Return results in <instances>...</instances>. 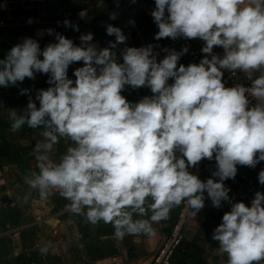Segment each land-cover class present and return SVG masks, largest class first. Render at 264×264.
I'll list each match as a JSON object with an SVG mask.
<instances>
[{"label": "clouds", "instance_id": "9594fccd", "mask_svg": "<svg viewBox=\"0 0 264 264\" xmlns=\"http://www.w3.org/2000/svg\"><path fill=\"white\" fill-rule=\"evenodd\" d=\"M151 15L159 29L155 39L199 38L208 55L178 67L186 47L165 50L158 62L148 45L126 47L118 63L113 49L126 36L108 25L115 42L103 49L91 43V33L81 35L80 46L57 33V42L43 50L26 37L0 60V87L49 74L51 86L35 98L39 107L29 99L22 113L8 110L13 131L27 125L42 137L32 152L38 171L25 183L41 201L58 191L68 211L92 225L111 224L118 240L154 236L153 224L182 203L195 216L205 206V192L221 207L229 201L224 181L235 178L237 165L254 168L264 161V0H155ZM215 46L224 49L223 57L212 54ZM81 61L75 81L69 79V66ZM223 70H242L250 79L255 71L261 75L250 88H229ZM126 85L148 87L153 95L131 103L121 94ZM246 93L257 99L255 107L249 108ZM61 139L69 144L56 160L52 153ZM213 158L218 180L202 181L189 171ZM258 180L264 185V170ZM212 239L227 264L264 260V193H255L251 207L233 203ZM48 250L46 244L40 252Z\"/></svg>", "mask_w": 264, "mask_h": 264}, {"label": "crops", "instance_id": "0c3cea01", "mask_svg": "<svg viewBox=\"0 0 264 264\" xmlns=\"http://www.w3.org/2000/svg\"><path fill=\"white\" fill-rule=\"evenodd\" d=\"M155 9V0H49V8L40 12L38 17L24 18L12 17L7 8L0 9V60L5 59L13 46L22 43L23 39L30 37L36 40L41 50L48 44L56 43V34L64 21L70 22L67 28V38L76 46L81 40L72 39V30L75 23L96 16L116 15V22L112 24L122 30L126 36L124 43L117 44L113 49L124 50L126 47H138L141 40L153 46L157 61L162 60L168 52L175 50L181 52L176 40L171 38L155 39L159 31L151 15ZM134 21V23H131ZM141 27L143 34L139 31ZM52 34H48V30ZM115 42V36H109L106 29L93 34L92 44L97 49L110 46ZM220 47V46H216ZM42 59V57H41ZM194 63L188 51L183 53L178 61L187 66ZM80 68L79 62L72 63L68 68V78L75 80L74 71ZM264 71V70H262ZM261 74V71H256ZM49 74L35 73L34 79L25 78L16 85L0 87V208L14 207L21 212L22 222L29 227L24 233H15L10 239L12 247L4 254L0 251V264H109V259L117 257L121 264H149L155 251L158 249L164 236L170 234L177 223L183 203L174 207L167 220L153 224L155 235H127L123 240L114 236V228L103 221L96 225L87 223L82 216L72 214L66 209L69 203L62 198L58 191L46 201L39 199L37 190L31 189L25 183V177L36 169V160L32 155L35 144L42 139L39 129L29 128L27 125L20 130L13 131L8 110L14 109L22 113L29 102L36 100L38 90L47 89ZM173 81L170 79L169 84ZM22 89H28L21 94ZM127 101L137 103L145 96L153 93L148 87L132 88L125 86L121 93ZM69 142L64 139L54 146L52 158L58 160L66 152ZM179 155V153H177ZM199 173H194V167L189 171L198 177L215 170L216 161L203 159ZM264 167H260L257 174L251 176L252 170L248 166L237 165V175L234 183L237 185L234 194H248L257 192L258 175ZM240 178V180H237ZM213 179L216 180V177ZM27 197V200H25ZM213 205L208 202L195 216L190 211L187 215L186 239L193 240L202 223L209 215ZM138 218V217H134ZM215 241V240H214ZM218 243V241H215ZM49 246L47 254H41L44 245ZM206 244V243H205ZM204 264H227V254L211 243L204 248ZM259 264H264V260Z\"/></svg>", "mask_w": 264, "mask_h": 264}, {"label": "trees", "instance_id": "16d2710c", "mask_svg": "<svg viewBox=\"0 0 264 264\" xmlns=\"http://www.w3.org/2000/svg\"><path fill=\"white\" fill-rule=\"evenodd\" d=\"M110 17V15L96 16L75 23V26H78L79 30L77 31L75 30V28H73L71 34L72 39L74 41H79L82 34L91 33L93 35L101 32L104 29H107L108 25H112L117 20V18L111 19ZM137 26L139 31L143 34L141 27L138 24ZM57 29H59V31L62 32L63 36L67 38V28L63 24ZM147 44L150 45L148 42ZM261 166L264 167V161H260L254 168L249 167L252 170V172H250L252 177L253 174H257ZM213 172H215V170L211 171L209 173V176H207L208 174L204 175L203 173H201L199 178L202 181H206L208 178H214L212 176ZM218 179L219 178L216 177V180ZM237 180H240V178H237ZM224 184L226 188L230 189L228 193L229 201H222L221 207L219 208H216L214 206L211 207L208 217L200 226L195 238L193 240H188L186 239L187 236H185L181 244L177 247L171 264H204L205 243L215 244V246L219 248V242L215 243V241L212 239L214 229L222 223L223 215L231 210L232 204L243 202L246 204V206L251 207V202L255 197V191H251L248 194H234L232 191L237 187V185L234 183V179H227L226 181H224ZM257 184L260 187L258 191L264 193V185H261L259 181L257 182ZM208 202L212 204L211 199L207 198V193L205 192V204ZM190 211L191 210L189 209V212ZM23 225L24 223L22 222L21 213L18 209L10 206L6 208H0V251L3 254L11 249L12 241L10 237L13 234L17 232H20L22 234L29 229L27 225L24 228L19 229ZM12 229L18 230L11 231Z\"/></svg>", "mask_w": 264, "mask_h": 264}, {"label": "built area", "instance_id": "2783aa9c", "mask_svg": "<svg viewBox=\"0 0 264 264\" xmlns=\"http://www.w3.org/2000/svg\"><path fill=\"white\" fill-rule=\"evenodd\" d=\"M205 42L199 38L188 39L180 37L178 45L180 48H187L188 53L191 56V59L194 63L199 64V62L204 58L205 54L202 52V47ZM148 46L145 40H141V44L137 47H146ZM116 60L118 63H123V50H115ZM153 54L155 51L153 50ZM223 57L224 49L222 47H214L213 53ZM209 59L211 56L209 55ZM80 67H83V62H79ZM261 74H257L256 71L252 73L251 79L248 75L242 70L229 71L223 70V83L225 87H234L236 85H242L245 88H250L252 86V80L258 78ZM75 81V80H73ZM246 96L249 100V108L255 107L258 103L257 99L246 93ZM202 164L201 162L194 167V173H199L201 171ZM189 213V208L185 203H183L181 212L177 223L175 224L172 232L163 237L158 249L153 254L149 264H171L173 256L175 255L177 247L181 244L185 238V226L187 223V215ZM109 264H121L117 257H112L109 259Z\"/></svg>", "mask_w": 264, "mask_h": 264}, {"label": "water", "instance_id": "95a60500", "mask_svg": "<svg viewBox=\"0 0 264 264\" xmlns=\"http://www.w3.org/2000/svg\"><path fill=\"white\" fill-rule=\"evenodd\" d=\"M1 8H7L12 17L33 18L49 8V0H0Z\"/></svg>", "mask_w": 264, "mask_h": 264}, {"label": "rangeland", "instance_id": "374dc122", "mask_svg": "<svg viewBox=\"0 0 264 264\" xmlns=\"http://www.w3.org/2000/svg\"><path fill=\"white\" fill-rule=\"evenodd\" d=\"M21 213V212H20ZM26 226V224H24L23 226H21L19 229H22V228H24ZM14 230H18V229H12L11 231H14ZM185 230H186V227H185ZM18 233V232H17ZM185 236H186V231H185ZM206 244H208V243H206ZM206 244H205V246H206ZM212 246H213V244H211Z\"/></svg>", "mask_w": 264, "mask_h": 264}]
</instances>
